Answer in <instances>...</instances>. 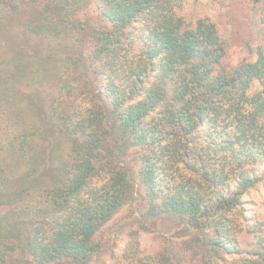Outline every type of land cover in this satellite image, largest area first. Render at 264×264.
<instances>
[{
	"label": "trees",
	"instance_id": "16d2710c",
	"mask_svg": "<svg viewBox=\"0 0 264 264\" xmlns=\"http://www.w3.org/2000/svg\"><path fill=\"white\" fill-rule=\"evenodd\" d=\"M183 2L0 0L7 15L40 5L22 27L65 51L10 50L0 61V95L51 90L49 127L35 115L13 123L10 160H0V264H92L96 234L139 185L141 228L171 218L181 240L129 264H264L263 224L242 207L264 178V53L224 68L215 26H186L176 15ZM252 2L264 25V0ZM87 4L96 26L75 17ZM87 74L93 82L79 80ZM70 83L79 95L58 104L54 90Z\"/></svg>",
	"mask_w": 264,
	"mask_h": 264
},
{
	"label": "rangeland",
	"instance_id": "374dc122",
	"mask_svg": "<svg viewBox=\"0 0 264 264\" xmlns=\"http://www.w3.org/2000/svg\"><path fill=\"white\" fill-rule=\"evenodd\" d=\"M86 6L77 12L75 17L96 26L101 22L97 11L91 4ZM39 8L40 5L32 8L24 6L15 13H9L10 15L0 11V61L8 59L7 53L11 52L10 50L25 55L42 53L44 56L52 52H49V47L53 45L54 57L60 58L65 54L63 45L57 46L51 43L48 37L43 39L31 36L22 27V20L30 19ZM176 15L191 28L198 20H206L215 26L226 48L222 60V66L226 69H233L242 62H254L259 51L264 53V25L258 20L257 9L252 0H184ZM71 44L73 42L70 46ZM5 65L1 66L4 68ZM81 72V69H76L73 76L76 77ZM83 79L88 82L94 81L89 74L79 80ZM69 81H72L71 78ZM71 84L68 87L69 91L54 90L58 104L65 105L79 95L78 83ZM14 89L15 92L21 90L24 95L13 94L14 90L8 96L0 95V160L6 162L10 159L6 156L5 146L10 139L9 133L14 130L13 123L18 122L26 126L28 122L35 121L33 117L35 115L40 118L44 128L49 127L50 124L49 87L29 84V86L15 85ZM29 94H33L32 98L28 97ZM33 108L35 112L32 111ZM21 112L22 114H19ZM258 172L263 176V170L259 169ZM137 189L135 200L122 207L96 234V239L102 245V251L93 258L92 264L136 263L137 259L154 256L170 245L180 242V238L174 237L175 232L172 229L175 227L172 223H176L172 222L171 218L164 219V225L153 227L156 229L141 228L140 222L141 219L143 220L141 212L144 210L145 201L143 188L139 185ZM243 201L244 214L251 220L262 222L264 235V178L247 192ZM237 241L241 248H247L253 244V237L241 232L237 236Z\"/></svg>",
	"mask_w": 264,
	"mask_h": 264
}]
</instances>
